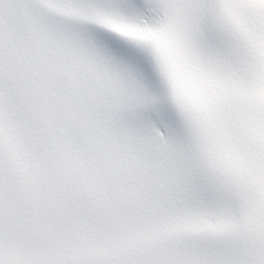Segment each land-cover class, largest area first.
I'll return each instance as SVG.
<instances>
[{
  "label": "snow or ice",
  "instance_id": "1",
  "mask_svg": "<svg viewBox=\"0 0 264 264\" xmlns=\"http://www.w3.org/2000/svg\"><path fill=\"white\" fill-rule=\"evenodd\" d=\"M0 264H264V0H0Z\"/></svg>",
  "mask_w": 264,
  "mask_h": 264
}]
</instances>
